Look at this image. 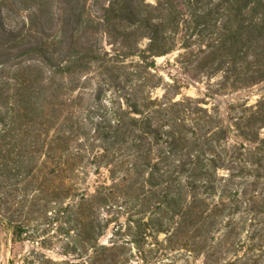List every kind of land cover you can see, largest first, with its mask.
Here are the masks:
<instances>
[{"label":"trees","instance_id":"16d2710c","mask_svg":"<svg viewBox=\"0 0 264 264\" xmlns=\"http://www.w3.org/2000/svg\"><path fill=\"white\" fill-rule=\"evenodd\" d=\"M178 42L183 70L217 78V93L264 84V0H0V193L23 182L18 204L34 209L52 174L53 209L91 264L146 253L161 234L204 264H264V94L232 104L230 124L201 99L176 100L155 58ZM90 159L111 185L86 195L75 181ZM3 206L0 224L23 240Z\"/></svg>","mask_w":264,"mask_h":264},{"label":"rangeland","instance_id":"374dc122","mask_svg":"<svg viewBox=\"0 0 264 264\" xmlns=\"http://www.w3.org/2000/svg\"><path fill=\"white\" fill-rule=\"evenodd\" d=\"M106 49L110 50V46L107 45ZM175 49L165 56L156 57L155 62L159 75L166 82H176L178 87H180V94L177 95L176 100L183 97L201 99L204 101L203 107L208 109L217 107L227 124H230L228 112L232 104L247 102L248 105H254L261 95L264 94V84L239 92L217 93L214 85L217 78H213L210 82L207 80L203 82L194 81L178 63L179 55L184 53L180 42L176 44ZM84 93L86 94L84 95L83 104L90 105L92 103L91 93L89 90ZM163 93L162 88H157L153 90L152 95L155 98H160ZM98 112L102 114V111ZM87 114L88 111L83 112V115L86 116ZM94 164L95 162L92 159L86 161L83 165V170H81L83 173L79 174L75 181L79 191L86 195L93 194L98 186L111 185L107 169L102 166L96 167ZM49 168L48 171L52 169L51 166ZM47 177L48 181H50L44 185V187L46 186L47 194L43 195L42 200L34 209L30 206L21 209L22 203L18 204L21 201L23 182L19 185L10 180L9 182L12 184H8V191L0 193V203L4 205L2 208L16 221L24 222L28 233L27 236L24 234L25 238L23 240L18 241L0 224V264H91L92 258L96 256L94 255V250L90 249L83 241L85 236L83 235L80 238L73 232H69L70 225L73 224H65V221H67L65 216L57 215L56 210L53 209L55 206L53 202L55 198L52 195L51 186L53 176L49 174ZM11 187L12 189H18L17 195L16 192H12L13 194L10 195ZM70 204L67 201L64 207L67 208ZM103 217L104 213L102 210H98L94 217L96 226L98 225L99 227L102 224ZM261 220L263 221V219ZM121 221H124V219L122 218ZM112 227L113 225L106 232L104 231L103 235L95 239L100 259H102V246L109 245ZM245 235H248V233L245 234L244 232L242 237ZM164 238L165 235L161 234L158 238L160 245L147 247L146 250L148 251L146 253L141 254L135 249L124 254L117 253L122 255L120 256L122 260L126 259L118 264H204L203 255H194L183 249H171L167 243H164ZM151 243H154V241L151 240ZM254 243L258 244L260 241L255 240ZM144 256L147 257V263L141 260V257Z\"/></svg>","mask_w":264,"mask_h":264}]
</instances>
